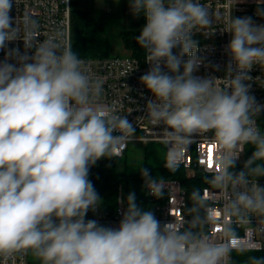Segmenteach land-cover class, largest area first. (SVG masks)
Masks as SVG:
<instances>
[{
    "label": "clouds",
    "instance_id": "9594fccd",
    "mask_svg": "<svg viewBox=\"0 0 264 264\" xmlns=\"http://www.w3.org/2000/svg\"><path fill=\"white\" fill-rule=\"evenodd\" d=\"M243 2L228 0L222 15L200 0H128L132 15L145 20L135 40L149 66L139 82L151 96H140L166 147L164 167L175 172L204 137L217 144L205 177L216 191L193 189L186 214L168 222L130 191L116 198L123 207L112 227L86 219L103 202L90 169L121 155L135 124L101 101L103 78L89 74L62 32L41 39L33 17L12 15L18 0H0V257L31 253L40 264H238L233 253L264 252V185L258 182L264 178L258 124L264 103L251 91L264 80L250 74L257 66L264 72V23L233 16ZM255 3V16L264 19V0ZM221 20V33L231 36L224 75H197L202 66L221 71L194 39ZM17 41L23 51L10 47ZM248 146L254 150L236 171ZM140 175L148 194L164 195L163 180L150 169ZM244 264H264V256L247 255Z\"/></svg>",
    "mask_w": 264,
    "mask_h": 264
},
{
    "label": "built area",
    "instance_id": "2783aa9c",
    "mask_svg": "<svg viewBox=\"0 0 264 264\" xmlns=\"http://www.w3.org/2000/svg\"><path fill=\"white\" fill-rule=\"evenodd\" d=\"M200 2L205 4L211 12L221 13L222 15H226L230 7L228 0H200ZM71 9V0H68L67 3L66 0H18L16 7L13 8L12 15L16 16L26 13L33 17L39 25L41 39L47 38L51 34L62 32L64 34L63 39L70 41L73 46ZM255 11V0H244L243 3L235 6L232 14L233 16H253L257 23H264V19L255 16ZM144 23L145 20H143V25ZM222 27L223 21L221 20L213 24L211 29H205L203 33L195 34L194 39L199 40L201 47L204 49L202 55L206 56L208 61L221 65V71H214L211 66L207 68L202 66L197 75L223 77L224 73L222 69L229 59L224 51V47L231 39V36L228 33H221L220 28ZM212 31H215V33L209 35ZM17 44L21 48V51H23L22 41L13 42L10 47ZM3 58L4 52L0 51V60ZM80 58L85 61L90 75L102 77L104 80V91L100 98L101 101L110 105L117 114L128 115V119L135 124V134L119 156L124 155L131 141L161 143L155 135V131H159V129H155L147 119L143 111L146 101L140 96L141 92H143L145 97L151 96V93L139 82V77L149 67L145 63L146 54L144 50L140 55H135L129 51L126 55L111 53L105 56H80ZM250 74L254 78L259 76L264 80V72L258 66L254 67ZM261 84H264V81L253 83L251 91L258 101L264 103V86H261ZM129 97L132 98L134 103L129 100ZM129 112L131 113L128 114ZM258 124L261 130L264 131V126H262L259 119ZM210 135L211 133L205 134V136ZM216 150V143H209L208 139L201 137L198 142L190 146V149L179 163L183 165L187 177H200L203 181L201 190L204 193L216 191L205 180L208 169L211 167L210 161L211 165L214 163L213 157ZM244 154L245 152L242 154L239 163L243 161ZM156 179L163 180L161 187L164 190V195L157 199L148 194L146 188V195L149 199L148 210H152L161 222L171 221L173 217L180 219L182 215L186 214L184 205L187 207L191 205L188 199V189L178 178ZM258 182L264 185V178H260ZM121 195L122 192L120 191L119 196ZM122 207L117 204L113 210H110L103 208L101 205L96 212L89 211L86 219H95L101 224L117 227L121 219L120 213ZM218 208L219 205H217V211L214 212V215L217 217L220 216ZM253 223H255V219H253ZM241 234L246 235L248 240L252 239L251 233L242 232ZM253 255L264 256V252H256ZM233 256L235 260L247 258V255H239L238 253H233ZM0 264H29V253L26 255H16L7 260L0 257Z\"/></svg>",
    "mask_w": 264,
    "mask_h": 264
},
{
    "label": "trees",
    "instance_id": "16d2710c",
    "mask_svg": "<svg viewBox=\"0 0 264 264\" xmlns=\"http://www.w3.org/2000/svg\"><path fill=\"white\" fill-rule=\"evenodd\" d=\"M128 0H122V14L125 21V29L122 33L124 46L135 55L143 52L136 43L135 37L139 35L143 25L144 17L133 16L128 6ZM72 13V38L73 49L79 56H105L110 55V41L105 31V17L93 14L90 0H71ZM259 120L264 126V113ZM254 149L248 146L245 150L244 159L238 163L236 171H239L244 160H246ZM166 149L162 143H147L144 155L139 164L132 166L127 162V151L122 156L111 160L102 158L90 169L89 179L94 184L100 197L103 198L102 207L113 210L119 197L120 191L126 198L130 191H134L137 202L146 210L149 208V199L146 195V187L140 175L141 168H148L154 178H178L188 189V199L191 204L190 195L193 189H201L203 181L199 176L189 178L185 173L183 165L179 164L175 172L164 167ZM255 253H248L251 255ZM245 259H238V263H244ZM29 264H40L31 253H29Z\"/></svg>",
    "mask_w": 264,
    "mask_h": 264
},
{
    "label": "rangeland",
    "instance_id": "374dc122",
    "mask_svg": "<svg viewBox=\"0 0 264 264\" xmlns=\"http://www.w3.org/2000/svg\"><path fill=\"white\" fill-rule=\"evenodd\" d=\"M93 14L105 17V31L110 41L112 54L126 55L129 53L122 41V33L125 29L123 18L122 0H90ZM129 6V5H128ZM147 143L131 141L127 149V162L135 166L142 160Z\"/></svg>",
    "mask_w": 264,
    "mask_h": 264
},
{
    "label": "snow or ice",
    "instance_id": "6c2138e0",
    "mask_svg": "<svg viewBox=\"0 0 264 264\" xmlns=\"http://www.w3.org/2000/svg\"><path fill=\"white\" fill-rule=\"evenodd\" d=\"M210 166H211V161H210Z\"/></svg>",
    "mask_w": 264,
    "mask_h": 264
}]
</instances>
